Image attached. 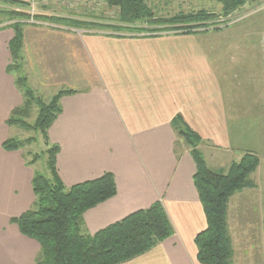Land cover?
Masks as SVG:
<instances>
[{
  "label": "crops",
  "instance_id": "0c3cea01",
  "mask_svg": "<svg viewBox=\"0 0 264 264\" xmlns=\"http://www.w3.org/2000/svg\"><path fill=\"white\" fill-rule=\"evenodd\" d=\"M14 35L11 28L0 30V264H36L39 243L12 220L33 208L37 170L23 150L4 148L17 136L7 121L24 100L8 72ZM199 40L24 28L30 87L48 99L64 90L77 92L61 98L62 112L48 132L50 144L60 148L56 166L63 184L72 188L106 173L115 178L116 196L84 214L85 231L96 234L157 202L173 225V237L123 264H200L195 238L207 219L194 185L195 162L172 127L177 116L204 141L211 170L226 174L243 155L230 127L233 82L222 69V56L215 59ZM260 86L240 92L257 98Z\"/></svg>",
  "mask_w": 264,
  "mask_h": 264
},
{
  "label": "trees",
  "instance_id": "16d2710c",
  "mask_svg": "<svg viewBox=\"0 0 264 264\" xmlns=\"http://www.w3.org/2000/svg\"><path fill=\"white\" fill-rule=\"evenodd\" d=\"M0 2L25 8L30 6V3L17 0ZM106 3L116 10L114 21L119 25H102L74 18H35L84 31L111 29L116 32L143 33L144 37H159L165 31H177L178 35L188 36L196 29L209 28L211 25L208 23L219 20L220 16L229 18L245 6L247 0H220L222 10L218 16L201 11L170 19L157 18L144 0H106ZM0 14L11 19L30 18L26 12L2 11ZM25 27L20 23L5 27L15 33L9 44L11 64L8 72L15 77V84L24 99L7 124L25 130H39L50 145L48 132L62 112L61 98L77 92L61 91L46 103L30 87L25 73ZM35 108H38V116L32 126L27 119ZM172 127L177 137L189 148L195 162L194 185L207 219V228L195 238L197 260L200 264H234L228 223L229 202L235 194L255 187L250 177L256 172L259 159L250 152L239 162L232 163L226 174L217 173L208 167L199 149L204 141L181 116L173 120ZM24 144L11 139L4 144V148L7 151L21 150ZM59 152V146L51 144L48 152L51 179L35 173L32 181L35 204L21 217L12 220L24 236L39 243L41 252L36 264H123L145 255L174 236L175 230L162 202L137 211L96 234L86 232L84 214L116 196L115 178L106 173L98 179L67 188L57 171ZM28 165L33 166L34 163L28 161Z\"/></svg>",
  "mask_w": 264,
  "mask_h": 264
},
{
  "label": "rangeland",
  "instance_id": "374dc122",
  "mask_svg": "<svg viewBox=\"0 0 264 264\" xmlns=\"http://www.w3.org/2000/svg\"><path fill=\"white\" fill-rule=\"evenodd\" d=\"M144 1L157 18L164 19L201 11L218 16L222 10L220 0ZM2 11L26 12L30 18L11 19L5 14H0V29L20 23L25 26H44L80 34L144 37L143 33L116 32L111 29L92 31L72 29L35 18L36 16L74 18L102 25H119L114 21L116 10L108 7L106 0H32L28 8L0 2V12ZM208 24L211 25L209 28L196 29L188 36H197L201 47L213 52L215 59L222 56V69L234 83L230 85L233 91L229 94V110L230 123H234L230 127L235 144L240 150L238 152L243 154L241 159L250 152L259 159V166L250 177L255 187L235 194L229 202L228 223L234 250L233 262L264 264V0H247L246 5L229 18L220 16L219 20H213ZM164 35L184 36L178 35L177 31H165L162 33V36ZM249 79L251 82L256 81L255 87L248 84ZM242 83L246 86H241L244 85ZM259 83L261 84V94L257 97L259 101L253 97L255 93L240 92L241 90L255 92ZM38 96L41 97L39 94ZM43 99L49 103L52 98ZM37 116L38 108H35L31 117L27 119L28 123L33 126ZM13 128L16 129L17 136L11 139L25 143L21 150L28 157V161L34 163L39 174L51 179L48 155L51 144L47 143L44 134L34 129L25 130L16 126ZM199 149L202 152V146Z\"/></svg>",
  "mask_w": 264,
  "mask_h": 264
}]
</instances>
